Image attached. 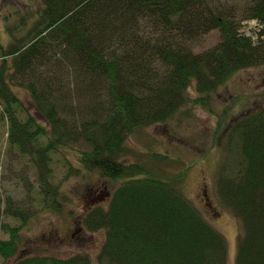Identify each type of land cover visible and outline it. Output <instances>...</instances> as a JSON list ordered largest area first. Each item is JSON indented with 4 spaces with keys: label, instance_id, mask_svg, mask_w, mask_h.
Masks as SVG:
<instances>
[{
    "label": "trees",
    "instance_id": "trees-1",
    "mask_svg": "<svg viewBox=\"0 0 264 264\" xmlns=\"http://www.w3.org/2000/svg\"><path fill=\"white\" fill-rule=\"evenodd\" d=\"M41 5L25 18L34 19L27 35L17 37V27L9 30L10 45L0 43V102L10 144L30 157L58 210L66 196L50 183L52 153L85 145L90 150L80 155L81 165L120 184L107 207L90 209L82 218L87 232L106 233L97 263L77 255L31 256L15 264H229L226 237L186 196L184 176L124 159L138 130L168 123L192 103V85L199 94L195 104L206 106L233 75L264 65V31L257 40L241 32L246 20L264 24V0H42ZM213 30L221 32V42L196 52ZM15 86L26 90L46 127L25 109ZM231 123L227 143L240 137L243 162L235 176L221 177L219 192L240 222L237 264H264V105ZM79 170L71 163L68 178ZM8 204L7 216L24 224L9 229V240H0V256L7 261L18 255L21 229L30 218L13 201Z\"/></svg>",
    "mask_w": 264,
    "mask_h": 264
},
{
    "label": "rangeland",
    "instance_id": "rangeland-1",
    "mask_svg": "<svg viewBox=\"0 0 264 264\" xmlns=\"http://www.w3.org/2000/svg\"><path fill=\"white\" fill-rule=\"evenodd\" d=\"M41 4L42 0H0V43L10 45L9 30L17 27H21V31L16 32L17 37L27 35L34 19L26 23L25 18L39 10ZM260 29L258 24L241 25V32L254 40L258 39ZM221 40V32L213 30L198 42L196 52L212 49ZM2 61L0 53V65ZM14 90L25 109L46 127L26 90L18 86ZM189 95L192 103L168 123L140 129L129 138L127 147L130 153L124 161L145 164L165 175H183L186 196L226 237L228 263L237 264L240 222L222 201L218 183L221 177L235 176L243 162L240 137L235 136L230 147L227 143L232 130L231 121L264 105V65L233 75L210 96V103L206 106L195 104L199 94L194 85L189 88ZM227 109H230L228 118L220 131L219 125ZM2 112L0 102V240H9V229L24 224L22 219L7 216L8 203L13 201V206L24 209L27 213L24 215L29 213L30 218L21 229L18 255L9 261L0 256V264H15L17 259L31 256L66 259L77 255H88L93 263H97L106 233L87 232L82 218L90 209L107 207L109 203L101 202L106 196H112L120 182L103 178L98 171H87L81 165L80 155L90 150L85 145L52 153L50 169L53 177L50 183L55 188L61 187V195H65L66 200L59 210L51 206L52 202L43 192L39 170L29 156L21 154L10 144V124L2 119ZM154 154H163L166 158L157 159ZM71 163L82 170L68 178Z\"/></svg>",
    "mask_w": 264,
    "mask_h": 264
},
{
    "label": "flooded vegetation",
    "instance_id": "flooded-vegetation-1",
    "mask_svg": "<svg viewBox=\"0 0 264 264\" xmlns=\"http://www.w3.org/2000/svg\"><path fill=\"white\" fill-rule=\"evenodd\" d=\"M108 195V194H107ZM110 196H106L105 198H104V200L101 202V203H103V204H107V203H109L110 202V198H109Z\"/></svg>",
    "mask_w": 264,
    "mask_h": 264
}]
</instances>
